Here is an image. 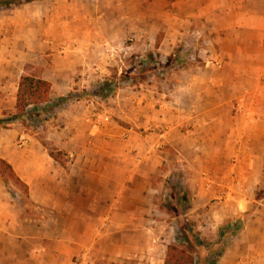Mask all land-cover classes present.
I'll return each instance as SVG.
<instances>
[{
  "label": "rangeland",
  "instance_id": "374dc122",
  "mask_svg": "<svg viewBox=\"0 0 264 264\" xmlns=\"http://www.w3.org/2000/svg\"><path fill=\"white\" fill-rule=\"evenodd\" d=\"M11 1L20 3L0 6V49L16 50L17 75L44 78L61 94L14 119L10 92L0 91V155L46 158L51 178L30 194L0 175V264H163L172 243L197 258L180 231L212 242L223 227L238 233L253 211H264V175L248 174L242 162L264 161L260 36L247 37L251 62L232 69L225 106L213 112V0ZM103 40L109 49L101 51ZM6 56L0 52V76ZM97 119L111 153L86 166V136L103 140L87 129ZM165 130L168 141L141 165L149 182L126 180L140 154L134 148L163 139ZM180 139L189 145L184 170L171 146ZM76 150L82 159L73 165ZM236 189L254 192L248 214L232 206ZM104 253L120 259L106 261Z\"/></svg>",
  "mask_w": 264,
  "mask_h": 264
},
{
  "label": "crops",
  "instance_id": "0c3cea01",
  "mask_svg": "<svg viewBox=\"0 0 264 264\" xmlns=\"http://www.w3.org/2000/svg\"><path fill=\"white\" fill-rule=\"evenodd\" d=\"M213 33L214 74L212 80L214 85V104L212 110L213 112H219L225 106L223 102L226 101L223 93L225 85L227 83L229 85L233 84V77L231 73L232 69L238 67L246 68V62L249 61V64L251 62L252 56L248 49V45L252 41L247 37L260 36V43L261 45H264V0H213ZM106 43V40L101 41V51L109 49V46ZM7 51L8 56L3 57L7 72L0 76V91L8 90L11 94V103L14 105L17 85L20 78V74L17 75V72L19 71V61L16 50L13 48L10 47V49H8L7 46H4V48L2 47L0 49V52ZM226 69L229 71L228 80L225 76L227 72ZM6 84L10 85V88H7ZM53 86L54 84L51 83L49 94L50 97L61 94V92H56V90L53 89ZM228 93V100H232L233 97L231 96V93ZM44 103L46 104L47 101ZM210 110L211 109L209 108L204 109L202 115L205 116ZM97 121L98 119L94 120L93 123L88 124L87 129L90 130V134H99L102 131L100 129H102L103 126L97 125ZM203 126L206 128L211 126L213 128L218 127L216 124H204ZM97 129H99V131H97ZM131 132H133L132 127L126 128L124 129L123 136H129ZM168 132L169 130H165L161 134L163 139H158L157 142L153 144H149L147 146L142 145V147L139 148L132 147V150L133 148L135 150H140V154L137 157L135 156V167H133L130 173H128L126 180L137 181L138 184L143 181L146 184L149 182L146 173L142 172L143 170L141 165L143 164L144 158L151 157V154H147L148 152L151 153L152 150L155 151L157 144H165L168 141ZM100 134V138L103 139L101 142H98V137L96 139V137H89L88 135L86 136V138L88 137L89 139V143H85L84 147V154L88 155V157L85 156L84 158V163L86 166L88 163L91 166H93L95 163L100 164L105 158L103 156H105L107 153H111L110 149L105 146L108 141L107 138L105 139L106 135L102 133ZM76 138L77 137L75 135L74 139ZM226 139L228 140L229 147H235L236 144L233 143L232 138L226 137L224 140ZM171 146L176 152H178V154H174V157H176V160L178 161V168L180 167L182 170H184L186 168V164L183 161L185 158H183L182 152L185 153L189 145L186 144L183 139H180L178 141L172 142ZM77 151L78 150L75 152L76 157L74 158L73 165L82 159L81 153ZM206 154H208V152L205 153V157ZM1 156L2 155H0V157ZM2 158L6 159L11 164L17 176L27 186L30 194L34 193L38 188L41 190L46 189V182L49 181L50 178L48 171V168L50 167L45 164L48 162L46 158L41 161L35 160L32 155H28L23 160L15 159L14 157H11V155H4ZM242 162L248 164V174H252V176H255L256 178L263 177V160L258 162L256 159L248 156ZM34 164L37 168L36 173L30 171ZM88 179L92 180L93 178L91 177ZM100 179H103V175H101ZM185 182L190 189H195L196 185L193 181H191L190 178H186ZM127 187L129 190L131 189L130 186ZM92 190L89 192L86 191V195H92ZM253 194V191L250 193H244L241 189H236L235 193L232 195V206L235 211L246 212L251 209ZM101 219L104 221L106 218L101 217ZM101 257H103L106 261L115 262L120 259L117 253H104L101 255ZM91 264H93V261ZM216 264H264V211H260L259 215H255L254 211L252 214H250V217L244 221L240 231L231 236L226 249L222 252Z\"/></svg>",
  "mask_w": 264,
  "mask_h": 264
},
{
  "label": "trees",
  "instance_id": "16d2710c",
  "mask_svg": "<svg viewBox=\"0 0 264 264\" xmlns=\"http://www.w3.org/2000/svg\"><path fill=\"white\" fill-rule=\"evenodd\" d=\"M29 1L32 0H23V2ZM19 3L20 1L0 0V6H10ZM50 89L51 83L44 78L28 74L21 75L15 95L14 108L16 113L13 118L26 119L29 115L28 107L45 102L48 99ZM50 156L54 157L51 153ZM3 174L26 186L17 176L11 164L0 157V175ZM260 198H263V196L259 197L256 195V199ZM245 213L248 214L247 212ZM235 230L236 225L223 227L214 241L202 242L195 233L189 229H183L177 238L186 242L190 248H194L197 258L194 257L189 248L172 243L167 246L163 264H216L231 236L236 233Z\"/></svg>",
  "mask_w": 264,
  "mask_h": 264
}]
</instances>
